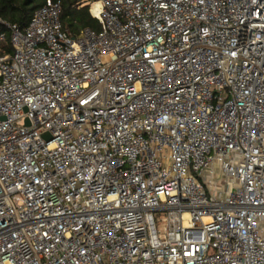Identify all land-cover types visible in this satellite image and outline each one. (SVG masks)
<instances>
[{
	"label": "built area",
	"instance_id": "2783aa9c",
	"mask_svg": "<svg viewBox=\"0 0 264 264\" xmlns=\"http://www.w3.org/2000/svg\"><path fill=\"white\" fill-rule=\"evenodd\" d=\"M88 4L0 19V264H264V0Z\"/></svg>",
	"mask_w": 264,
	"mask_h": 264
},
{
	"label": "trees",
	"instance_id": "16d2710c",
	"mask_svg": "<svg viewBox=\"0 0 264 264\" xmlns=\"http://www.w3.org/2000/svg\"><path fill=\"white\" fill-rule=\"evenodd\" d=\"M49 0H0V19L21 28L27 26L36 9ZM56 1V0H52ZM62 3L61 22L63 28L72 36H77L84 29L99 31L101 24L90 13L88 0H60ZM1 30L7 31V51H12L9 44L10 32L0 24Z\"/></svg>",
	"mask_w": 264,
	"mask_h": 264
},
{
	"label": "water",
	"instance_id": "95a60500",
	"mask_svg": "<svg viewBox=\"0 0 264 264\" xmlns=\"http://www.w3.org/2000/svg\"><path fill=\"white\" fill-rule=\"evenodd\" d=\"M27 123H28V125H30V122H29V120H27ZM44 136H45V137H49V135H48V134H44Z\"/></svg>",
	"mask_w": 264,
	"mask_h": 264
},
{
	"label": "bare ground",
	"instance_id": "6f19581e",
	"mask_svg": "<svg viewBox=\"0 0 264 264\" xmlns=\"http://www.w3.org/2000/svg\"><path fill=\"white\" fill-rule=\"evenodd\" d=\"M95 7H98V4H96Z\"/></svg>",
	"mask_w": 264,
	"mask_h": 264
}]
</instances>
